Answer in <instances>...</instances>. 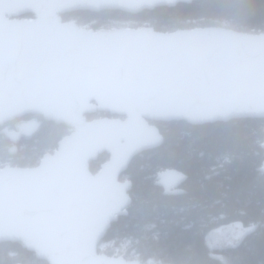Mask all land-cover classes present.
Listing matches in <instances>:
<instances>
[{
	"label": "water",
	"instance_id": "water-1",
	"mask_svg": "<svg viewBox=\"0 0 264 264\" xmlns=\"http://www.w3.org/2000/svg\"><path fill=\"white\" fill-rule=\"evenodd\" d=\"M192 1L0 0V126L33 114L71 130L35 166L0 168V243L19 242L48 264H141L98 244L131 203L132 183L120 176L161 144L152 122L264 118V31L95 30L62 19ZM96 112L116 117L86 119ZM257 169L264 173V160ZM181 177L167 170L160 182Z\"/></svg>",
	"mask_w": 264,
	"mask_h": 264
},
{
	"label": "trees",
	"instance_id": "trees-1",
	"mask_svg": "<svg viewBox=\"0 0 264 264\" xmlns=\"http://www.w3.org/2000/svg\"><path fill=\"white\" fill-rule=\"evenodd\" d=\"M64 16L94 22L90 27L95 30L104 28L100 26L106 19H133L164 32L225 23L237 31L258 33L264 31V0H198L143 10L135 16L119 10H78ZM95 114L88 113L86 118ZM32 117L38 119L37 127L15 141L1 132ZM152 123L160 129L161 144L135 155L120 176L132 183L131 203L127 214L112 222L102 239L111 244L105 253L112 256L118 248L117 256L141 264H264V173L257 169L264 160V118L197 125L184 120ZM69 129L33 114L5 122L0 126V163L35 166ZM107 158L102 153L90 161L92 172ZM167 170L182 176L167 186H175V191H166L160 182ZM231 223L244 228L236 244L225 248L206 245L208 232ZM8 251L29 252L19 242L1 243L0 264H13Z\"/></svg>",
	"mask_w": 264,
	"mask_h": 264
},
{
	"label": "rangeland",
	"instance_id": "rangeland-1",
	"mask_svg": "<svg viewBox=\"0 0 264 264\" xmlns=\"http://www.w3.org/2000/svg\"><path fill=\"white\" fill-rule=\"evenodd\" d=\"M62 19L65 22H74L77 25L88 28V29L91 28L90 26L92 24H94V22H91V23L84 22L83 19H81L80 17L73 18L72 16H64ZM137 23L138 22L136 20H133V19H122V20H118V21H116V20H110L109 21L108 19H106V22L104 24H102L100 27L110 29V28H114L117 26H121V25H135ZM145 25L151 26L157 31L164 32V31L160 30L159 28L157 29V27L153 24L147 23ZM220 26L228 27L225 23L220 24ZM229 28L236 29L235 27H229ZM96 113L97 114L88 117V120L94 119V118H99L100 116H102V115L98 114V112H96ZM38 123H39V121L35 117L27 118V119L19 120V121L15 122L14 123V127H15L14 129L10 128L9 126H6L1 130V132L3 134H5L6 136H8L13 141H15L18 139V137L20 136L21 133H23V132L29 133L30 131L35 129L37 127ZM69 131H71V130L69 129ZM11 151H14V148H12ZM5 165L12 166L11 163L6 164V163L1 162L0 168L5 166ZM124 179H125V176H122L121 180H124ZM174 189H175V186L165 188L166 191H175ZM243 233H244V228L241 226V224L231 223V224L219 227L217 229H214V230H211L210 232H208L206 237H205V243L210 248H225V247L236 244L237 241L242 237ZM108 247H111L110 242H101L99 244L98 251L99 252H105V250ZM117 252H118V248H114V250L112 252V254H113L112 256H117L116 255ZM8 253L12 259L13 264L15 262H26V263L32 262L34 264H44L43 262L35 261V259L33 257H30L28 255H26L27 257H24L22 253H18V252H14V251H8ZM146 264H153V263L148 262Z\"/></svg>",
	"mask_w": 264,
	"mask_h": 264
},
{
	"label": "flooded vegetation",
	"instance_id": "flooded-vegetation-1",
	"mask_svg": "<svg viewBox=\"0 0 264 264\" xmlns=\"http://www.w3.org/2000/svg\"><path fill=\"white\" fill-rule=\"evenodd\" d=\"M196 1H198V0H196ZM161 7H167V6H161ZM158 8V7H157ZM102 11V10H101ZM120 11V10H119ZM148 11H152V10H148ZM100 12V11H99ZM142 12V11H141ZM98 13V12H97ZM123 13H125L126 15H131V16H135V15H137V14H139V13H127V12H124L123 11ZM62 15H64V14H62ZM25 18H28V17H26V16H24ZM142 26H148V25H145V24H141V23H137V24H135V25H121V26H117V27H114V28H110V29H115V28H119V27H128V28H139V27H142ZM194 27H205V26H201V25H193ZM210 26H218V25H210ZM193 27V28H194ZM100 29H109V28H100ZM100 117H111V118H114V117H116V116H114V115H109V114H105V115H102V116H100ZM99 117V118H100ZM104 238V237H103ZM102 238V239H103ZM8 241H6V242H1V243H7ZM102 242V240L100 241V243ZM0 243V244H1ZM11 243H13V242H11ZM99 243V244H100ZM99 244H98V247H99ZM30 252V251H29ZM29 252H27V255L28 256H30V257H33L34 259H35V261H39V262H43L44 264H48L45 260H42V259H38L36 256H35V254L33 253V252H31L32 253V255H29L28 253ZM99 252V251H98ZM105 253V252H104ZM107 254V253H106ZM23 256L24 257H27L26 255H25V253L23 254ZM111 256V255H110ZM18 263H20V264H34V263H32V262H30V263H26V262H15L14 264H18Z\"/></svg>",
	"mask_w": 264,
	"mask_h": 264
}]
</instances>
